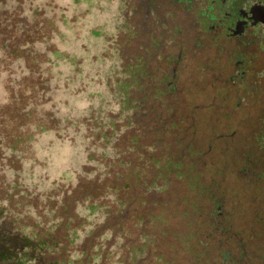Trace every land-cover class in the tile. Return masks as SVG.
I'll return each instance as SVG.
<instances>
[{
  "label": "rangeland",
  "instance_id": "rangeland-1",
  "mask_svg": "<svg viewBox=\"0 0 264 264\" xmlns=\"http://www.w3.org/2000/svg\"><path fill=\"white\" fill-rule=\"evenodd\" d=\"M195 2L0 0V231L55 242L20 264H225L231 238L205 248L214 204L188 179L242 223L227 164L250 129L202 107L231 49L199 37Z\"/></svg>",
  "mask_w": 264,
  "mask_h": 264
},
{
  "label": "flooded vegetation",
  "instance_id": "flooded-vegetation-1",
  "mask_svg": "<svg viewBox=\"0 0 264 264\" xmlns=\"http://www.w3.org/2000/svg\"><path fill=\"white\" fill-rule=\"evenodd\" d=\"M199 2L204 6L195 13V22L200 30L199 37L208 38L212 45L222 44L227 49H231V54L225 59L230 67L227 76L220 80L213 79L220 85L218 91L224 88L225 94L219 96L220 93L217 91L210 102L202 103V107L206 112L219 113L223 117L238 113L236 115L239 117L238 123L242 124L241 127L249 126L250 129L241 136L239 134L240 137H235L233 146L236 161L227 164L229 171L235 176L233 184L229 185V191L233 193L238 191L242 197L247 198L242 201L243 213L247 214L242 223L229 220L237 200H231V205L227 207L225 203L228 195H224L225 190L221 191L219 186L216 187L213 183H209L208 186L199 183L197 178L202 177L199 170H192L195 177L190 176L188 183L200 194L209 190L208 197L214 204V211L207 216L206 221L208 229L211 230L203 233V237L207 240L205 248H208L209 238L213 233L222 237L226 234L225 238H231V247L223 246L222 243L217 244L218 252L222 254L225 252L221 259L225 264H264V78H262L264 22L256 20L250 23L248 16L238 15V11L245 4H251L253 10L254 7L264 3V0H196L195 5ZM186 3L190 5L191 0H186ZM231 87L235 93L237 91L239 93L236 98L228 99L226 92ZM198 107L200 106H194V108ZM212 107L221 108L211 109ZM141 113L145 116L147 109H141ZM189 162L194 163L193 160ZM216 165L215 168L210 165L212 170L210 175L216 174V169L222 164ZM239 182L243 185L247 184L250 189L240 190L243 185ZM240 217H237V220ZM201 221L204 222V219ZM232 227L235 228L231 231ZM229 252H233L234 256L229 257Z\"/></svg>",
  "mask_w": 264,
  "mask_h": 264
},
{
  "label": "trees",
  "instance_id": "trees-1",
  "mask_svg": "<svg viewBox=\"0 0 264 264\" xmlns=\"http://www.w3.org/2000/svg\"><path fill=\"white\" fill-rule=\"evenodd\" d=\"M194 8L197 6L194 4ZM116 179L115 183L109 185L112 190L120 188V186L125 185L122 183V171L116 170L113 174ZM112 175V176H113ZM106 183V182H105ZM67 223V222H66ZM8 230V231H7ZM1 233L0 231V262H10L11 264H20L31 260V258L36 257L38 251L49 249L50 244L53 246L54 241L48 243L47 240L38 239L34 240L28 238V235L21 233L12 237L13 234L9 229ZM13 239V240H12Z\"/></svg>",
  "mask_w": 264,
  "mask_h": 264
},
{
  "label": "water",
  "instance_id": "water-1",
  "mask_svg": "<svg viewBox=\"0 0 264 264\" xmlns=\"http://www.w3.org/2000/svg\"><path fill=\"white\" fill-rule=\"evenodd\" d=\"M252 6L251 4L249 5H244L240 8V10L238 11V15L239 16H248V18H250L251 21H249L250 23L256 21V20H260L262 22H264V3L259 4L257 7H254L253 10H251Z\"/></svg>",
  "mask_w": 264,
  "mask_h": 264
}]
</instances>
